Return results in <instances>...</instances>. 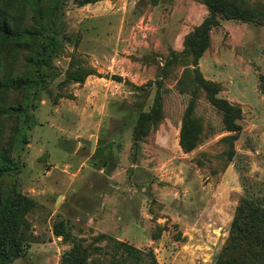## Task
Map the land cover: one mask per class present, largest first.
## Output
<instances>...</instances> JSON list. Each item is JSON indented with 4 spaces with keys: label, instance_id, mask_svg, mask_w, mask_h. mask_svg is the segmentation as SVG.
I'll use <instances>...</instances> for the list:
<instances>
[{
    "label": "rangeland",
    "instance_id": "obj_1",
    "mask_svg": "<svg viewBox=\"0 0 264 264\" xmlns=\"http://www.w3.org/2000/svg\"><path fill=\"white\" fill-rule=\"evenodd\" d=\"M236 2L264 13V0ZM190 5L206 11L193 22L209 17L206 0H45L28 6L25 26L34 22L59 45L46 71L26 67L24 51L14 73L39 84L7 97L9 105L26 110L5 124L4 137L13 128L19 134L7 148L10 170L0 175V186L35 203L26 215L22 251L9 264H66L73 245L54 234L60 221L85 264H108L115 241L141 251L140 264H152V258L157 264H214L243 204L264 208L263 24L220 17L202 54L209 50L217 58V81H211L220 87L217 96L240 112L233 132L195 82L193 56L164 71L170 52L127 48L131 63L144 68L155 62L160 71H120L126 70L120 64L118 71H96L111 65L103 54L115 50L118 36L136 47L162 21L188 26ZM182 51L173 52L179 57ZM117 53L126 55L121 48ZM178 80L198 94L192 119L199 135L189 152L180 134L192 99L178 92ZM159 96L160 122L135 139L139 115Z\"/></svg>",
    "mask_w": 264,
    "mask_h": 264
},
{
    "label": "trees",
    "instance_id": "obj_2",
    "mask_svg": "<svg viewBox=\"0 0 264 264\" xmlns=\"http://www.w3.org/2000/svg\"><path fill=\"white\" fill-rule=\"evenodd\" d=\"M43 1L45 0H0V175L10 170L7 148L12 146L15 134H19L17 129L13 128L10 135L4 137L5 124L11 118L20 120L25 116L26 110L20 103L9 105L7 97L10 91L36 90L39 84V81L36 82L33 78L14 73L17 71L20 56L26 51L27 53L23 56L26 67L36 68V71H46L49 69L51 54L59 45L54 37L49 38L48 34L43 35L39 25L32 22V25L27 27L24 24L28 6L35 8ZM87 3L89 1L84 4ZM236 3V0H206L209 17L185 36L181 55L177 57L174 52H170L164 65V71H168V68L178 64L180 59L193 56V71H197L195 82L205 92L208 103L223 114V123L229 132L237 130L235 120L240 112L237 107L217 96L221 91L220 87L201 77L197 64L204 51L210 47V28L218 26V18L264 25V13H253L243 3ZM38 42L41 43L36 48L35 45ZM183 71L190 70L184 69ZM177 87L180 94L188 93L192 99L183 115L180 134L181 146L185 152H189L195 147L197 135H199L198 124L192 119L194 101L198 98V94L196 89H187L180 80H178ZM157 98L148 113L139 115L134 128L135 139L145 136L151 126H156L160 122L161 115H163L162 104L161 97ZM2 143L6 146L5 149H2ZM262 204L252 202L243 204L242 213L236 215L232 222L230 241L216 255L214 264H264V208ZM34 205L32 199L15 190H3L0 186V264L11 263L21 253L20 250L22 251V244L25 241L24 235L29 228L26 215ZM53 232L73 245V248L65 255L64 262L85 264V254L75 238L66 232L61 221L54 225ZM113 250L114 254L108 264H140L144 257L141 251L123 242L115 241ZM151 261L152 264H157L153 258Z\"/></svg>",
    "mask_w": 264,
    "mask_h": 264
},
{
    "label": "crops",
    "instance_id": "obj_3",
    "mask_svg": "<svg viewBox=\"0 0 264 264\" xmlns=\"http://www.w3.org/2000/svg\"><path fill=\"white\" fill-rule=\"evenodd\" d=\"M198 16L193 17V12ZM199 13V14H198ZM201 13H206V11L202 12L201 6H193L190 5L189 8V14L186 16L185 20L188 21V26H177V22L171 21L168 24L166 22H163L160 24V26H154V28L148 33L149 37L147 41L143 42H136L135 46L132 47L129 43L127 45L123 41H120L119 36L117 39L116 43H112L115 46V52L106 50L104 56H109L108 58L110 59V66L107 67V69H97L96 71H114V66L116 67L117 71L118 68L117 66L120 64L126 66V70L122 69L120 71H160L158 68V65L155 62L151 63H145L144 68H142L141 65L136 64V63H131L130 60L127 58V48H131L133 52H140L142 49V46L144 47V52L147 51L150 54H162V55H167L169 52H180L183 50V41L184 37L188 35L195 27L200 25V20L198 22H193V18H199ZM139 46V47H137ZM121 48L122 52H124L126 55H118V49ZM114 53V54H113ZM209 50L205 55L202 56L198 63V70L202 72L203 76L205 79L210 80V81H217V79L214 76V72L216 71V64H217V58L215 56L213 58H210ZM121 54V53H120ZM130 54V53H129ZM96 58H99L93 55ZM208 59V60H207ZM212 59V60H211ZM161 60V59H160ZM213 61V62H212ZM219 62V61H218ZM99 68V65H96ZM160 66L162 67L163 64L160 63ZM170 70V69H169ZM221 98V97H220Z\"/></svg>",
    "mask_w": 264,
    "mask_h": 264
},
{
    "label": "water",
    "instance_id": "obj_4",
    "mask_svg": "<svg viewBox=\"0 0 264 264\" xmlns=\"http://www.w3.org/2000/svg\"><path fill=\"white\" fill-rule=\"evenodd\" d=\"M93 144H94V139H93V141H92V143H91V150H92V146H93Z\"/></svg>",
    "mask_w": 264,
    "mask_h": 264
}]
</instances>
